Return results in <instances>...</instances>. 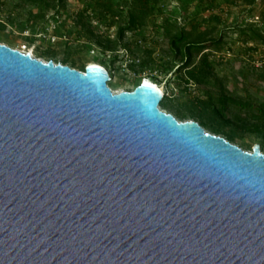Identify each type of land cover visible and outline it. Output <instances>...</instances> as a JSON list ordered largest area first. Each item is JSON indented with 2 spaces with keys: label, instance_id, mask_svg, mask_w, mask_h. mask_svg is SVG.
Wrapping results in <instances>:
<instances>
[{
  "label": "water",
  "instance_id": "1",
  "mask_svg": "<svg viewBox=\"0 0 264 264\" xmlns=\"http://www.w3.org/2000/svg\"><path fill=\"white\" fill-rule=\"evenodd\" d=\"M0 43V264H264V153L141 81Z\"/></svg>",
  "mask_w": 264,
  "mask_h": 264
},
{
  "label": "rangeland",
  "instance_id": "2",
  "mask_svg": "<svg viewBox=\"0 0 264 264\" xmlns=\"http://www.w3.org/2000/svg\"><path fill=\"white\" fill-rule=\"evenodd\" d=\"M95 1L0 0V43L78 70L97 62L109 72L107 85L114 91H130L147 77L163 90L161 110L179 121L204 122L210 133V127L218 128L217 135L234 136L230 142L243 150L259 144L264 153L263 131L251 132L263 121L258 108H264V44L240 32L255 25L264 36V0H149L144 27L126 33L113 52H103L99 43L116 40L118 23L108 25L111 18L98 21L91 9ZM110 1L114 7L123 2ZM54 13L59 14L58 22ZM191 26L222 38L219 49L204 50L213 69L201 83H186L165 34L166 28L174 33ZM116 50L119 57L112 61ZM130 61L133 68H128Z\"/></svg>",
  "mask_w": 264,
  "mask_h": 264
},
{
  "label": "trees",
  "instance_id": "3",
  "mask_svg": "<svg viewBox=\"0 0 264 264\" xmlns=\"http://www.w3.org/2000/svg\"><path fill=\"white\" fill-rule=\"evenodd\" d=\"M57 1L61 2L62 0ZM148 7L149 0H131L129 2L127 0H123L122 4H120L118 7L112 6L110 0H96L94 6L91 7L93 12L96 14L95 18L98 21H105L111 18L108 25L118 23L116 40L112 41L107 38L106 44L100 42L99 44L103 46L102 51H112L114 48L113 45H116L118 41H121L125 37L126 33H133L136 29L143 28L146 23L147 17L149 16ZM84 10H86V7H84ZM83 14L84 12H82V14H78L79 18H82ZM165 30L169 49L173 55V60L176 62V64H178V71H183L186 75V83L189 80H192L196 83H201L203 79L207 78L212 73L213 69V66L208 60V55L204 50L209 49L212 46H215L217 49H219L222 38L217 36L208 37L207 32L197 31L195 26H191L189 29L182 28L181 30H176L174 33H170V30L168 28H166ZM240 32L244 34L249 33L250 38L254 42L264 44V36L261 34L260 27L251 25L250 27L240 29ZM197 56L199 57V59L198 62L195 63L194 59ZM118 57V51L116 50L115 53H113L112 61L117 60ZM60 62L62 64H65V62L63 61ZM133 62L134 61H130L128 63V68H133ZM139 66L143 68L145 66V63L141 62ZM79 70L84 71V69ZM258 114L262 115L263 121L261 122V125H253L255 127L251 129V132L263 131L264 135V108L259 107ZM199 124L201 126H204L205 123L199 122ZM210 128L212 133L214 134H219L221 132L218 128ZM226 137V139L232 141L234 136L227 135Z\"/></svg>",
  "mask_w": 264,
  "mask_h": 264
},
{
  "label": "bare ground",
  "instance_id": "4",
  "mask_svg": "<svg viewBox=\"0 0 264 264\" xmlns=\"http://www.w3.org/2000/svg\"><path fill=\"white\" fill-rule=\"evenodd\" d=\"M29 52L31 53V55H33L32 51H29ZM92 64L101 65V64H99V63H97V62H93V61L88 63V65H92ZM142 80L145 81V82L151 83V84H153L154 86L158 87V85H157L154 81H152L151 79H148L147 77H144L143 79H141L140 82H141ZM140 82H139V83H140ZM158 89H159V91H160L161 93H163V90H162V88H161L160 86H159ZM112 91H113V92H117V91H114V90H112Z\"/></svg>",
  "mask_w": 264,
  "mask_h": 264
},
{
  "label": "built area",
  "instance_id": "5",
  "mask_svg": "<svg viewBox=\"0 0 264 264\" xmlns=\"http://www.w3.org/2000/svg\"><path fill=\"white\" fill-rule=\"evenodd\" d=\"M52 18L55 19L54 22H55V21L58 22L59 14H57V13L52 14ZM21 51H23V52H27V51H25V50H21ZM32 56L35 57L34 55H32ZM36 58H37V57H36Z\"/></svg>",
  "mask_w": 264,
  "mask_h": 264
}]
</instances>
